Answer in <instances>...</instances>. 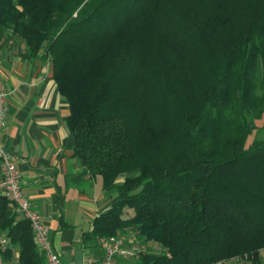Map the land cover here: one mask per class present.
Segmentation results:
<instances>
[{"label":"trees","instance_id":"trees-1","mask_svg":"<svg viewBox=\"0 0 264 264\" xmlns=\"http://www.w3.org/2000/svg\"><path fill=\"white\" fill-rule=\"evenodd\" d=\"M8 32L49 60L73 154L101 178L86 247L130 232L160 248L121 264L264 249V0H0ZM0 232L14 264H46L2 194Z\"/></svg>","mask_w":264,"mask_h":264},{"label":"crops","instance_id":"crops-1","mask_svg":"<svg viewBox=\"0 0 264 264\" xmlns=\"http://www.w3.org/2000/svg\"><path fill=\"white\" fill-rule=\"evenodd\" d=\"M5 36L0 39V80L9 95L0 143L17 158L24 194L48 227L62 263L100 257V247H86L82 236L107 206L101 178L92 177L73 154L65 121L69 104L57 90L49 60H28L17 37Z\"/></svg>","mask_w":264,"mask_h":264},{"label":"built area","instance_id":"built-area-1","mask_svg":"<svg viewBox=\"0 0 264 264\" xmlns=\"http://www.w3.org/2000/svg\"><path fill=\"white\" fill-rule=\"evenodd\" d=\"M8 95L0 80V132L6 124ZM17 163V158L0 143L1 194L14 205L18 215L29 222L35 248L44 257L46 264H63L60 255L52 249L48 227L24 194ZM136 235L129 232L100 238L101 256H87L77 264H115L117 260L136 258L144 251V246L137 240ZM8 253L11 256L8 257ZM18 257V250L0 232V264H14ZM214 264H264V249H259L256 254L235 256Z\"/></svg>","mask_w":264,"mask_h":264},{"label":"rangeland","instance_id":"rangeland-1","mask_svg":"<svg viewBox=\"0 0 264 264\" xmlns=\"http://www.w3.org/2000/svg\"><path fill=\"white\" fill-rule=\"evenodd\" d=\"M128 233H129V232H128ZM128 233H123V234H128ZM136 237H137V240L140 241L141 244L144 246V251H146V250H152V251L155 252V253H158V252L160 251V248H159L158 246L153 245L151 242H149V243H145V244H144V243L141 241V237L139 238L137 235H136Z\"/></svg>","mask_w":264,"mask_h":264}]
</instances>
